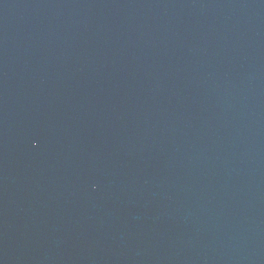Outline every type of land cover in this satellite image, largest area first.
Masks as SVG:
<instances>
[{
	"label": "water",
	"instance_id": "1",
	"mask_svg": "<svg viewBox=\"0 0 264 264\" xmlns=\"http://www.w3.org/2000/svg\"><path fill=\"white\" fill-rule=\"evenodd\" d=\"M0 264H264V0H0Z\"/></svg>",
	"mask_w": 264,
	"mask_h": 264
}]
</instances>
